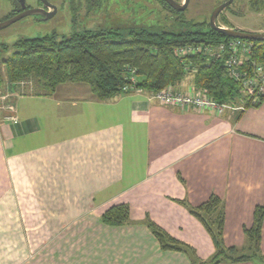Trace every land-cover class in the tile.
<instances>
[{
  "label": "crops",
  "instance_id": "crops-1",
  "mask_svg": "<svg viewBox=\"0 0 264 264\" xmlns=\"http://www.w3.org/2000/svg\"><path fill=\"white\" fill-rule=\"evenodd\" d=\"M16 86L3 89L19 123L0 110V264H210L214 242L189 207L212 196L226 246L243 244L264 205V102L219 114L136 89L98 101L82 83ZM173 90L194 91L193 77ZM120 204L128 224H105ZM151 222L195 255L162 251Z\"/></svg>",
  "mask_w": 264,
  "mask_h": 264
},
{
  "label": "trees",
  "instance_id": "trees-1",
  "mask_svg": "<svg viewBox=\"0 0 264 264\" xmlns=\"http://www.w3.org/2000/svg\"><path fill=\"white\" fill-rule=\"evenodd\" d=\"M159 1L166 9L176 12L164 0ZM88 3L95 5L97 1L88 0ZM205 26L207 31L198 29L178 34L170 31L153 33L141 29L129 35L111 30L85 31L62 40H58L56 34L23 39L16 43L18 52L3 62L5 75L9 85L13 87L23 80L33 79L43 86L46 95H52L62 84H87L98 101H108L126 94L123 92L126 86H133L134 90L154 95L168 88H176L186 78L193 77L194 88L211 99L221 104L243 100L246 101V108L252 107L247 103L241 84L229 76L221 61L209 64L203 55L191 56L182 61L177 56V50L188 45L216 44L231 40L211 30L210 24ZM198 27H204V24ZM246 42L254 45L252 59L264 65V42ZM128 67L137 70L135 84L126 80L125 69ZM182 205L189 207L185 203ZM189 209L203 224L214 242L216 254L210 264H222L228 259L232 264L248 263L252 262L255 256L264 260L261 253L264 205L255 208L252 226L244 229L249 243L248 250H254V256L233 257L234 259L228 256H235L238 253L237 248H227L224 241L225 206L222 199L212 196L203 205ZM217 210L219 219L214 221L212 217ZM130 213L127 204L115 205L103 214V221L111 227L126 226ZM148 227L158 240L162 251L195 255L192 248L171 237L157 224L151 222Z\"/></svg>",
  "mask_w": 264,
  "mask_h": 264
},
{
  "label": "rangeland",
  "instance_id": "rangeland-1",
  "mask_svg": "<svg viewBox=\"0 0 264 264\" xmlns=\"http://www.w3.org/2000/svg\"><path fill=\"white\" fill-rule=\"evenodd\" d=\"M48 1L53 2L57 8L53 18L44 20L40 15H33L0 30V91H4L3 88L9 85L3 62L18 52L16 43L20 40L42 38L53 34L57 35L58 40H62L85 31L118 30L125 35L141 29L153 33L170 31L176 34L198 29L207 31L205 25L210 24L214 10L228 0H190L188 8L183 12H171L159 0H96L95 5H90L88 0ZM175 1L180 4L185 2V0ZM14 2L0 0V23L13 17L17 6ZM40 2L41 0H26V6L28 9H37ZM203 24L204 27H198ZM218 25L224 28L243 29L246 33L264 34V0H234L219 15ZM26 82V80L19 82L18 87L22 89L20 93H26ZM245 104L246 101L243 100L231 103L234 108ZM212 218L214 221L219 219V210ZM235 247L238 253L235 256L229 255V258L254 256V250H248L249 243L245 235L243 244ZM262 256L264 257L263 253ZM211 260L208 262L211 263ZM253 261L264 264L263 258L259 256H255ZM223 263L232 264V261L228 259Z\"/></svg>",
  "mask_w": 264,
  "mask_h": 264
},
{
  "label": "built area",
  "instance_id": "built-area-1",
  "mask_svg": "<svg viewBox=\"0 0 264 264\" xmlns=\"http://www.w3.org/2000/svg\"><path fill=\"white\" fill-rule=\"evenodd\" d=\"M253 49L254 45L249 42L231 39L228 42L216 44L188 45L178 49L176 53L182 61L196 55L205 56L209 64L221 61L229 76L243 87L247 103L252 107H256L262 104L264 97V65L252 59ZM125 71L126 80L135 84L137 82V70L128 67ZM133 88V86H126L123 92L129 93ZM3 90L0 91V110L8 113L5 117L6 121L18 124L19 118L13 105V94L10 91L8 92V90ZM153 99L167 106L192 107L198 110L216 111L219 114L238 110L231 104H221L211 99L195 88L190 93L168 88L154 94Z\"/></svg>",
  "mask_w": 264,
  "mask_h": 264
},
{
  "label": "water",
  "instance_id": "water-1",
  "mask_svg": "<svg viewBox=\"0 0 264 264\" xmlns=\"http://www.w3.org/2000/svg\"><path fill=\"white\" fill-rule=\"evenodd\" d=\"M21 5V9L23 10L21 13L17 14L16 16L12 17L11 19L0 23V30H3L29 16L33 15H40L43 17L44 20L53 18L57 13V8L49 4L48 0H41V2L45 5V7H49L52 11H47L44 8H37V9H27L26 0H17ZM172 9L178 12L185 11L190 3V0H185L183 4L176 2L175 0H164ZM234 0H228L224 4L217 7L210 19V28L211 30L221 33L226 37L231 39H239L244 41H253V42H264V34H252L246 33L243 31H239L232 28H224L218 25V17L219 15L228 8Z\"/></svg>",
  "mask_w": 264,
  "mask_h": 264
},
{
  "label": "flooded vegetation",
  "instance_id": "flooded-vegetation-1",
  "mask_svg": "<svg viewBox=\"0 0 264 264\" xmlns=\"http://www.w3.org/2000/svg\"><path fill=\"white\" fill-rule=\"evenodd\" d=\"M13 1H15L14 3L17 5V6H16V9H15L14 12H13V17H14V16H16L17 14L21 13L23 10L21 9V5L19 4V2H18L17 0H13ZM48 2H49L50 5L54 6L53 2H51V1H48ZM19 7H20V9L18 10ZM39 8H44V9H46L47 11H52L51 8H49V7H45V5H44L42 2H40ZM27 9H28V8H27ZM18 11H19V12H18Z\"/></svg>",
  "mask_w": 264,
  "mask_h": 264
}]
</instances>
